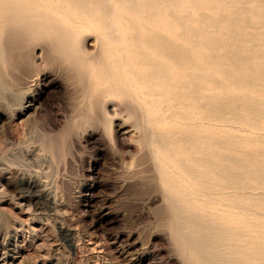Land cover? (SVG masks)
<instances>
[{"label": "rangeland", "instance_id": "rangeland-1", "mask_svg": "<svg viewBox=\"0 0 264 264\" xmlns=\"http://www.w3.org/2000/svg\"><path fill=\"white\" fill-rule=\"evenodd\" d=\"M1 1L0 264H264V0H68L94 25L73 30L40 0ZM118 20L169 33L200 89L173 68L125 102L100 38ZM181 178L194 189L170 192Z\"/></svg>", "mask_w": 264, "mask_h": 264}, {"label": "bare ground", "instance_id": "bare-ground-1", "mask_svg": "<svg viewBox=\"0 0 264 264\" xmlns=\"http://www.w3.org/2000/svg\"><path fill=\"white\" fill-rule=\"evenodd\" d=\"M1 1V0H0ZM39 1V0H38ZM84 1V3H85V6L87 5V4H93V5H96L99 9H101V8H104L105 9V7L108 5V3H109V1H111V0H83ZM2 2V1H1ZM15 2H17V1H15ZM119 2V1H118ZM117 2V3H118ZM4 3H6L5 1H4ZM40 3H42L43 4V9H44V11H46V10H48V12L50 11L51 13V16L53 15V17L54 18H56L57 19V21H59L60 23H62L63 25H65L66 27H69L70 28V30H73V29H78V28H82L83 26L85 27V26H88L91 22H90V18H89V13L87 12V10L88 9H86L85 7H84V5H83V7H76V5H73L74 4V1L72 0V3L70 2V1H68V0H40ZM76 3V2H75ZM79 3V2H78ZM81 4H82V2H80ZM113 4V3H112ZM11 5V4H10ZM10 5H8L9 7H10ZM2 7H0V57H4V55H5V47H6V43L5 42H7L6 41V39H7V37H8V35L10 36V34L12 33V27H13V23L15 22H11V17H12V15L11 16H9L8 14H7V12L6 11H8V10H10V8L7 10V8H5V6L6 5H4V7H3V5H1ZM12 6V5H11ZM39 6H41V5H39ZM87 6H90V5H87ZM86 6V7H87ZM95 6V7H96ZM20 7V6H19ZM42 7V6H41ZM91 7V6H90ZM93 7V6H92ZM91 7V8H92ZM95 7H93V8H95ZM91 8H89V9H91ZM119 8V7H118ZM96 9V8H95ZM94 9V10H95ZM103 9V10H104ZM106 9H109V8H106ZM117 9V8H116ZM102 9L100 10V11H103ZM22 11V10H21ZM99 11V14L101 13ZM106 11V10H105ZM14 11L11 9V13H13ZM25 12V11H24ZM42 12V11H41ZM97 12V9L95 10V12H93V13H96ZM8 13H10L9 11H8ZM40 13V12H39ZM104 13V16H105V12H103ZM102 13V14H103ZM15 13H13V15H14ZM17 14V13H16ZM41 14V13H40ZM45 14V13H44ZM47 14V16L49 15L48 13H46ZM92 14V13H91ZM90 14V15H91ZM25 15H26V13H25ZM24 15V16H25ZM33 15V14H32ZM92 15H94V14H92ZM91 15V16H92ZM50 16V15H49ZM48 16V17H49ZM51 16H50V19H51ZM90 16V17H91ZM95 16H96V14L94 15V20H95ZM107 16V15H106ZM126 16V15H125ZM21 17V16H20ZM31 17V16H30ZM13 18V17H12ZM27 18H28V16H27ZM119 18V17H118ZM14 19V18H13ZM33 19V18H32ZM49 19V18H48ZM49 19V20H50ZM92 19V18H91ZM121 19H123L122 18V16H121ZM125 19V18H124ZM123 19V20H124ZM35 20V19H34ZM53 20V19H52ZM93 20V19H92ZM107 20V19H106ZM116 20V19H115ZM123 20H118L117 22H115L114 23V25L113 26H111L112 28H111V30L110 31H107L106 33H104L103 34V36H100V38H101V41H102V46L103 47H106L107 48V50L106 51H113L112 50V45L113 46H115L114 48H116L117 47V51H115V52H113V53H115L114 54V56H113V59H111V60H109V62L107 61V59H106V62L107 63H109L110 65H111V67L113 68L112 69V71H110L111 69L109 68L108 70L111 72L110 73V75H111V77H112V79H114L115 81H112V82H114V83H116V85H117V82L120 84V86H121V90H120V92L122 93H120V97H121V95H123L125 98H126V100H124L125 102H131L132 100L133 101H139L138 103H142L143 105H145V103L144 102H147L146 101V99H145V89H140L141 87H145V86H150V87H152L151 85H153L154 83H156V80H158V78L159 77H163V78H167V76H169L170 75V73H172V69L173 68H177V70H185V72H184V76H183V78H184V80H185V84H186V86L187 85H193V86H195L196 87V89H200V86L202 85V75L200 74V73H198V71H195V70H192V68H191V66H192V61L191 60H189V58L186 56V55H184V53H180V52H183V51H179L178 49V51L176 52V50H175V48H174V44H172V41L168 38V34L169 33H167V36H165L166 35V33H165V37L164 36H160V33H161V31H160V33L158 34V35H156L157 33H155L154 32V34H153V32L152 33H149V32H147V31H142V29L139 27V26H135V25H132V26H129V28H130V31L129 30H127V29H125V30H127V32L129 31V33H127L128 34V36L126 37V33H122V35L121 34H119L118 33V30L119 31H121L120 29V27H122V24L124 23H126V21H123ZM126 20V19H125ZM151 20V19H150ZM96 21V20H95ZM105 22V21H104ZM135 22V21H134ZM137 22V21H136ZM144 22V21H143ZM147 22V21H146ZM150 22L151 21H149V24H150ZM158 22H160L159 20H158ZM165 22H168L167 20L165 21ZM95 23V22H94ZM106 23V22H105ZM104 23V24H105ZM142 23V22H141ZM145 23V22H144ZM143 23V24H144ZM155 23H156V20H155V22L153 23V25L154 26H156L155 25ZM169 23V22H168ZM16 24V23H15ZM19 24V23H18ZM40 24V23H39ZM52 24H54V23H52ZM146 24V23H145ZM151 24H152V22H151ZM150 24V25H151ZM23 25V24H22ZM91 25V24H90ZM103 25V24H102ZM147 25V24H146ZM149 25V26H150ZM169 25V24H168ZM20 27H22L21 26V24L19 25ZM24 26V25H23ZM92 26V25H91ZM95 26H97V25H95ZM162 26V25H161ZM163 26L165 27V29L166 30H169L170 28H166V26L163 24ZM16 27V26H15ZM26 27V26H25ZM62 27V26H61ZM92 27H94V25L92 26ZM119 27V28H118ZM143 27V26H142ZM151 28L153 27V26H150ZM163 27V28H164ZM169 27V26H168ZM56 28H58V27H56ZM122 28H124V27H122ZM126 28V27H125ZM144 28H146V27H144ZM160 28V27H159ZM15 29V28H14ZM18 29H19V27H18ZM53 29H55V28H53ZM83 29V28H82ZM86 29V28H85ZM89 29V28H88ZM92 28L90 27V30H91ZM97 29V28H96ZM99 29V28H98ZM97 29V30H98ZM101 29V28H100ZM100 29H99V31H100ZM28 30V29H27ZM52 30V29H51ZM101 30H103V29H101ZM105 30H106V28H105ZM123 30V29H122ZM124 30V31H125ZM156 30V29H155ZM171 30V29H170ZM83 31V30H82ZM93 31H96L95 29H93ZM16 32H18V31H15V33ZM20 32V31H19ZM25 32V31H24ZM49 32V31H48ZM102 32V31H101ZM105 32V31H104ZM166 32H168V31H166ZM40 33V32H39ZM59 33V32H58ZM78 33H79V31H78ZM96 33V32H95ZM98 33H100V32H98ZM97 33V34H98ZM170 33H172V32H170ZM13 34V33H12ZM24 34V33H23ZM53 34V33H52ZM74 34V33H73ZM72 34V35H73ZM96 34V35H97ZM14 35H16V34H14ZM63 35H64V33H63ZM68 35H70V34H68ZM67 35V36H68ZM82 36H83V34H81ZM99 35V34H98ZM162 35V34H161ZM170 35H172V34H170ZM48 36V35H47ZM61 36V35H60ZM60 36H59V38H60ZM74 36V35H73ZM75 36H77V35H75ZM11 37V36H10ZM56 37V36H55ZM57 37H58V35H57ZM56 37V38H57ZM69 37V36H68ZM68 37H67V39H68ZM78 37V36H77ZM76 37V38H77ZM79 37H81L80 35H79ZM13 38H15V37H13ZM27 38H28V36H27ZM45 38H46V36H45ZM61 38H63V37H61ZM73 38V37H72ZM76 38H73V39H76ZM84 38V37H83ZM99 38V39H100ZM19 39V38H18ZM51 39V38H50ZM64 40H65V38H63ZM66 39V41H68L69 42V39L67 40ZM71 39V38H70ZM73 39H71V40H73ZM79 39H81V38H79ZM96 39H97V37H96ZM54 40V39H53ZM11 41V40H10ZM9 41V42H10ZM60 41V40H59ZM58 41V42H59ZM61 41H62V39H61ZM60 41V42H61ZM73 41H76V40H73ZM82 41H83V39H82ZM88 41V40H87ZM100 41V40H99ZM63 42V41H62ZM68 42H66V43H68ZM72 42V41H71ZM77 42H80V41H77ZM54 43H55V41H54ZM66 43H63V44H66ZM61 44V43H60ZM71 44V43H70ZM83 44V42L81 43V45ZM84 44H85V42H84ZM86 44H87V42H86ZM96 44H98L97 43V41H96ZM11 45V44H10ZM68 45V44H67ZM72 45V44H71ZM184 45V44H183ZM80 46V45H79ZM101 46V47H102ZM70 47V46H69ZM84 47V46H83ZM82 46L80 47V50H81V53L82 52H84L85 50H84V48L86 47H84L83 48ZM100 47V46H99ZM76 48V47H75ZM86 49V48H85ZM101 49V48H100ZM103 49V48H102ZM102 49H101V51H102ZM111 49V50H110ZM180 49V48H179ZM78 50H79V48H78ZM182 50V49H181ZM76 51H77V48H76ZM74 52V51H73ZM78 52V51H77ZM184 52H185V50H184ZM75 53V52H74ZM81 53H79L80 55H81ZM85 53V52H84ZM84 53H82V55H84ZM94 53V52H93ZM98 53V52H97ZM96 53V54H97ZM99 53H103V52H99ZM109 53V52H108ZM186 53V52H185ZM73 54V53H72ZM88 54V53H87ZM89 54H90V52H89ZM110 55H111V53H109ZM187 54V53H186ZM95 55V54H94ZM104 55V54H103ZM102 55V56H103ZM188 55V54H187ZM74 56V55H73ZM76 56V55H75ZM91 56V55H90ZM188 56H190V55H188ZM77 57V56H76ZM81 57V56H80ZM80 57H78V58H80ZM85 57H87V55L86 56H84L83 57V60H85L84 58ZM97 57H98V55H97ZM111 57V56H110ZM110 57H108V58H110ZM2 59H4V58H2ZM87 59V58H86ZM92 59V58H91ZM96 59H99V58H96ZM101 59V58H100ZM99 59V60H100ZM102 60H104V59H102ZM102 60H100V61H102ZM112 60H114V62L112 61ZM192 60H194L193 58H192ZM76 61V60H75ZM98 61V60H97ZM105 61V60H104ZM80 63H81V61H79ZM83 62V61H82ZM103 62V61H102ZM101 62V63H102ZM116 62V63H115ZM193 62H195V60L193 61ZM8 63H9V61H8ZM87 63V62H86ZM98 63V62H97ZM104 63V62H103ZM113 63H115V64H113ZM81 64H83V63H81ZM80 64V65H81ZM88 64V63H87ZM105 64V63H104ZM109 64H106L105 65V67H107V65H109ZM195 64V63H194ZM109 67V66H108ZM107 67V68H108ZM4 68H6V67H4ZM94 68V67H93ZM101 68H102V66H101ZM104 68V67H103ZM6 70V69H5ZM106 70V69H105ZM108 70H106V71H108ZM175 70V69H174ZM187 70V71H186ZM2 71H4V70H2ZM88 71V70H87ZM108 71V72H109ZM179 71H178V73H179ZM7 72V71H6ZM107 72V73H108ZM175 72H176V70H175ZM183 72H181V73H183ZM174 73V72H173ZM1 74V73H0ZM89 74V73H88ZM98 74V73H97ZM99 75V74H98ZM97 75V76H98ZM109 75V76H110ZM172 75H175V74H172ZM172 77V76H171ZM98 78V77H97ZM175 78V77H174ZM176 79V78H175ZM159 80H160V78H159ZM158 80V81H159ZM173 81H174V79H172ZM164 81V80H163ZM171 81V80H170ZM179 81V80H178ZM166 82H168V80H166ZM172 82V81H171ZM182 82V81H181ZM110 83V82H109ZM108 83V84H109ZM159 82H157V84H158ZM173 83V82H172ZM171 83V84H172ZM107 84V83H106ZM106 84H104V88H105V86L107 87V89H108V85H106ZM110 84H113V83H110ZM157 84H156V86H157ZM161 84H163V83H161V80H160V86H161ZM168 84V83H167ZM170 84V83H169ZM174 84V83H173ZM177 84V83H176ZM176 84H174V85H176ZM159 85V84H158ZM114 86V85H113ZM112 86V87H113ZM119 86V85H118ZM180 86V85H179ZM179 86L177 87L178 89H179ZM102 87V86H101ZM110 87V86H109ZM149 87V88H150ZM158 87V86H157ZM162 87H163V85H162ZM161 87V88H162ZM172 87H173V85H172ZM156 88V87H155ZM154 88V89H155ZM113 89H114V87H113ZM113 89H111V90H113ZM147 89V88H146ZM166 89H168V88H166ZM215 89V88H214ZM103 90V89H102ZM110 89L108 90V92L109 91H111ZM158 91L160 90V89H157ZM106 91V90H105ZM118 91H119V87H118ZM152 91V90H151ZM170 91H171V89H170ZM107 92V91H106ZM114 92H115V90H114ZM154 92V91H153ZM168 91H166L165 92V94H168L167 93ZM185 92H186V89H185ZM113 93V92H112ZM117 93V92H116ZM147 93V92H146ZM150 93V92H149ZM160 93V92H159ZM164 94V95H165ZM155 95V94H154ZM153 94L151 95V96H154ZM157 95V94H156ZM156 95H155V97H156ZM169 95V94H168ZM124 97H122V101H123V98ZM147 97V96H146ZM155 97H153L154 99H155ZM159 97V96H158ZM165 97V96H164ZM196 97V96H195ZM124 98V99H125ZM156 99H158L157 97H156ZM155 99V100H156ZM150 100H151V98H150ZM159 100V99H158ZM164 101H166V100H164ZM163 101V102H164ZM170 101V100H169ZM129 102V103H130ZM136 104V103H134V105L136 104V105H140V104ZM162 103V102H161ZM142 104H141V107H142ZM133 105V104H132ZM148 105V104H147ZM164 106V105H163ZM195 106V105H194ZM135 107V106H134ZM138 107H140V106H138ZM153 108H155V105L154 104H149L148 105V109H150V111H151V109H153ZM195 107H193V109H194ZM141 109V112H142V109H143V107L142 108H140ZM147 109V110H148ZM174 109V108H173ZM180 109V108H179ZM191 109V108H190ZM146 110V109H145ZM144 110V111H145ZM156 110V109H155ZM154 110V111H155ZM181 110V109H180ZM188 110V109H187ZM144 111H143V113H144ZM184 111V110H183ZM182 111V112H183ZM153 111H151V113H152ZM156 112V111H155ZM161 112V111H160ZM160 112H158L155 116H154V122L156 121V122H162L164 119L159 115L160 114ZM187 112V111H186ZM147 113V112H146ZM146 113H144V114H146ZM150 113V112H149ZM150 113V114H151ZM185 113V112H184ZM142 114V113H141ZM152 114H155L154 112L152 113ZM181 114H183V113H181ZM147 115V114H146ZM142 116H143V114H142ZM150 116H153V115H150ZM164 117V116H163ZM181 118H182V116H181ZM186 118V117H185ZM192 118V117H191ZM172 119V118H171ZM187 119H190V118H187ZM175 120V119H174ZM180 120V119H179ZM183 120V119H182ZM191 120V119H190ZM176 121V120H175ZM174 121V122H175ZM185 121V120H184ZM183 121V122H184ZM186 121H189V120H186ZM201 121V120H200ZM156 122H155V124H156ZM193 122V121H192ZM178 123L179 122H177L176 124H177V127H178ZM182 123V122H181ZM196 123V122H195ZM193 124L194 126L196 125V124ZM199 123V122H198ZM201 123V122H200ZM212 123L213 122H211V125H212ZM216 123V122H215ZM175 124V125H176ZM183 124H185V123H183ZM182 124V125H183ZM202 124V123H201ZM220 124V123H219ZM160 125H161V123H160ZM174 125V124H173ZM180 125V124H179ZM182 125L180 126V127H182ZM186 125H188V123H186ZM190 125V124H189ZM188 125V128L190 127ZM207 125V124H206ZM205 125V126H206ZM215 125V124H214ZM197 126V125H196ZM201 126V125H200ZM200 126H198V127H200ZM209 126H210V122H209ZM209 126H207V130H208V127ZM159 127V126H158ZM162 127V126H161ZM173 127H175V126H173ZM172 127V128H173ZM171 128V129H172ZM184 128V127H183ZM187 128V127H186ZM187 128V129H188ZM191 128H193V126H191ZM218 128V127H217ZM239 128V127H238ZM210 129V128H209ZM219 129V128H218ZM186 130V129H185ZM189 130H190V128H189ZM211 130V129H210ZM246 130V129H245ZM176 131V130H175ZM178 131V130H177ZM176 131V132H177ZM179 132V131H178ZM159 134V133H158ZM164 134H165V132H164ZM161 135L159 134L157 137H160ZM149 137V141L151 142V144L153 145L154 143H156V142H154L155 140H158V138L156 137L155 139H154V136H153V134L152 135H149L148 136ZM162 137V136H161ZM160 137V139H162V138H164V137H162L161 138ZM160 139L158 140L159 142H160ZM157 141V142H158ZM154 142V143H153ZM157 144V143H156ZM155 145V144H154ZM200 149V148H199ZM198 149V150H199ZM190 150H192V149H190ZM189 151V150H188ZM191 152V151H190ZM191 155V154H190ZM208 156V155H207ZM165 159V158H164ZM166 160V159H165ZM202 160V159H201ZM168 164V163H167ZM179 164V163H178ZM175 167V166H174ZM189 170V169H188ZM181 171V170H180ZM173 172V171H172ZM172 172H170V174H172ZM174 173V172H173ZM176 173H178V171L176 170ZM175 173V174H176ZM185 174V173H184ZM173 175V174H172ZM172 175H170V176H172ZM181 175V174H180ZM179 175V176H180ZM183 175V174H182ZM191 175V174H190ZM202 175V174H201ZM173 177V176H172ZM183 177V176H182ZM175 178H176V176H175ZM174 178V179H175ZM170 180V178H167V180ZM190 179H188V180H186L185 178L184 179H177V181H178V184H175V185H171L170 183L172 182H170V181H168L167 183H169L168 185L170 186V188H168V190H170V192L171 191H174V192H176V193H180L181 191L180 190H178L176 187H177V185L179 186V188H188V190L189 189H194V188H191L192 186H191V183H190V181H192V180H190ZM177 181H175V182H177ZM28 186V185H27ZM30 187V186H29ZM195 188H196V186H195ZM203 189V188H202ZM186 191H188L187 189H185ZM199 190V189H198ZM182 191H184V190H182ZM186 191H184V194H186ZM200 191V190H199ZM210 191V190H209ZM174 192H173V195H174ZM189 192H190V190H189ZM203 192V191H202ZM193 193V192H192ZM194 193L195 194H201V193H199L198 191H197V189L196 190H194ZM188 194H190V193H188ZM187 195V194H186ZM194 195V194H193ZM43 196V195H42ZM192 196V195H191ZM203 196V195H202ZM208 196V195H207ZM190 197V196H189ZM195 197V196H194ZM201 197V196H200ZM193 197H191V199H192ZM198 198V197H197ZM204 198V197H203ZM190 199V198H189ZM206 199V198H205ZM180 201V200H179ZM194 201V200H193ZM211 202V201H210ZM191 203H192V200H191ZM196 203V202H195ZM194 203V204H195ZM225 204V203H224ZM195 207V206H194ZM188 208V207H187ZM66 238V237H65ZM68 238H70V237H68Z\"/></svg>", "mask_w": 264, "mask_h": 264}]
</instances>
